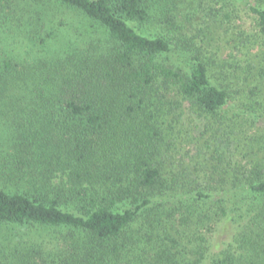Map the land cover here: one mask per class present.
Instances as JSON below:
<instances>
[{
    "label": "trees",
    "instance_id": "trees-1",
    "mask_svg": "<svg viewBox=\"0 0 264 264\" xmlns=\"http://www.w3.org/2000/svg\"><path fill=\"white\" fill-rule=\"evenodd\" d=\"M23 1L0 0V264H264V159L239 158L264 0H208L193 41L187 0ZM64 12L105 44L50 53ZM231 213L248 224L211 255Z\"/></svg>",
    "mask_w": 264,
    "mask_h": 264
},
{
    "label": "rangeland",
    "instance_id": "rangeland-1",
    "mask_svg": "<svg viewBox=\"0 0 264 264\" xmlns=\"http://www.w3.org/2000/svg\"><path fill=\"white\" fill-rule=\"evenodd\" d=\"M24 0L23 4H29ZM208 0H187L183 3H179L178 10L182 11L185 16V21L189 20L191 25H187L189 27L188 35L190 39L193 41L195 40L196 36L201 34L200 29L206 27V24L202 20V14L204 15V11L207 9L206 2ZM16 1L15 4H17ZM216 9V13L222 15L225 11L224 2L221 4L218 3V6H214ZM239 15L242 18V21L238 22L239 26L237 29L244 31V29L249 27L250 19L245 15L244 11H239ZM63 20L66 19L68 27L62 29L61 33L56 39V43L50 47V53L55 51L59 56L64 57L65 53L68 52V46L70 42L74 44H79L83 39H88L89 41H93L96 46L101 47V45L105 44L107 35L103 29H101L95 23L85 24V21L81 20L80 17L76 16L74 12H64L60 15ZM241 27V29H240ZM145 29L150 31L154 29V21L149 23L146 27L145 25L141 27V30L145 32ZM66 33H63V31ZM214 34H209V38H212L211 45L209 49L215 50L216 47L219 46V55L223 51L225 52L226 44L222 39L223 36H220V39L217 38L215 35V31L211 28ZM63 33V34H62ZM227 38V36H226ZM197 41V39H196ZM254 51V50H253ZM252 51V52H253ZM263 118L259 119L254 124L246 123L243 127L244 135L242 133V145L240 153V160L245 162L244 160H249L250 158H257L262 157L264 159V124ZM4 133V128H1L0 134ZM246 146V148H244ZM250 146V147H249ZM249 147V149H248ZM234 214H229L228 217L223 218L221 222L218 224L215 232L212 235V239L210 240V249L209 252L212 254L219 253L220 251L224 250L228 244L232 241V237L241 231V228L244 227L248 220V218L244 219H237L238 216H235L237 221H232V216ZM242 226V227H241ZM241 227V228H240Z\"/></svg>",
    "mask_w": 264,
    "mask_h": 264
}]
</instances>
